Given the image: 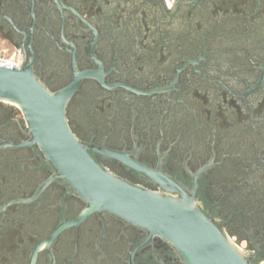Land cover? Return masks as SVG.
<instances>
[{"label": "flooded vegetation", "instance_id": "1", "mask_svg": "<svg viewBox=\"0 0 264 264\" xmlns=\"http://www.w3.org/2000/svg\"><path fill=\"white\" fill-rule=\"evenodd\" d=\"M0 45L53 93L91 72L66 118L94 162L147 192H196L264 264V0H0ZM30 140L0 102V264H185L139 226L86 215Z\"/></svg>", "mask_w": 264, "mask_h": 264}, {"label": "water", "instance_id": "2", "mask_svg": "<svg viewBox=\"0 0 264 264\" xmlns=\"http://www.w3.org/2000/svg\"><path fill=\"white\" fill-rule=\"evenodd\" d=\"M91 75L77 74L67 88L53 93L34 73L32 61L25 59L19 70L0 67V102L20 108L30 144L38 145L58 179L90 203L85 214L106 211L139 226L169 243L185 264H255L257 257L230 240L200 206L196 192H185L168 179L162 184L172 192L141 190L114 179L86 153L70 130L66 107L79 80ZM68 226L60 227L55 236Z\"/></svg>", "mask_w": 264, "mask_h": 264}, {"label": "built area", "instance_id": "3", "mask_svg": "<svg viewBox=\"0 0 264 264\" xmlns=\"http://www.w3.org/2000/svg\"><path fill=\"white\" fill-rule=\"evenodd\" d=\"M22 65H23L22 56L18 52L12 51L11 53H9L8 50H2V51L0 50V67L10 70H13V68L19 70L21 69ZM236 246L241 251L245 250L239 244Z\"/></svg>", "mask_w": 264, "mask_h": 264}, {"label": "rangeland", "instance_id": "4", "mask_svg": "<svg viewBox=\"0 0 264 264\" xmlns=\"http://www.w3.org/2000/svg\"><path fill=\"white\" fill-rule=\"evenodd\" d=\"M0 50H8L4 45H0ZM9 53H11V50H8ZM232 242H235L234 239L232 240Z\"/></svg>", "mask_w": 264, "mask_h": 264}, {"label": "bare ground", "instance_id": "5", "mask_svg": "<svg viewBox=\"0 0 264 264\" xmlns=\"http://www.w3.org/2000/svg\"><path fill=\"white\" fill-rule=\"evenodd\" d=\"M14 105H16V104H14Z\"/></svg>", "mask_w": 264, "mask_h": 264}]
</instances>
